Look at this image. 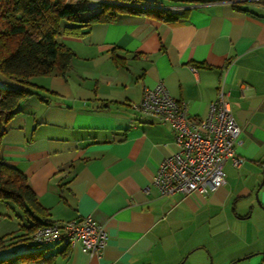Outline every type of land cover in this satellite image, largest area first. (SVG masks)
<instances>
[{
    "label": "crops",
    "instance_id": "crops-1",
    "mask_svg": "<svg viewBox=\"0 0 264 264\" xmlns=\"http://www.w3.org/2000/svg\"><path fill=\"white\" fill-rule=\"evenodd\" d=\"M179 12L61 36L70 69L33 76L7 124L1 158L26 176L46 219L89 215L107 234L99 255L60 244L54 264H264V9L218 0ZM158 82L200 118L227 93L239 143L225 184L207 195H161L153 183L178 147L168 124L133 104Z\"/></svg>",
    "mask_w": 264,
    "mask_h": 264
},
{
    "label": "trees",
    "instance_id": "trees-1",
    "mask_svg": "<svg viewBox=\"0 0 264 264\" xmlns=\"http://www.w3.org/2000/svg\"><path fill=\"white\" fill-rule=\"evenodd\" d=\"M0 0V148L9 120L18 113L19 103L34 93L33 76H65L75 52L60 40L63 35L81 36L95 23L117 21L126 14H148L166 22L182 15L169 9L145 5H192L218 0ZM138 4V5H137ZM237 6V4H234ZM0 201L14 203L26 222L20 233L0 237V264H54L47 246L34 244V230L48 222V210L38 201L26 176L0 155ZM25 242L36 249L2 255L10 246ZM67 250V246L61 253Z\"/></svg>",
    "mask_w": 264,
    "mask_h": 264
},
{
    "label": "built area",
    "instance_id": "built-area-1",
    "mask_svg": "<svg viewBox=\"0 0 264 264\" xmlns=\"http://www.w3.org/2000/svg\"><path fill=\"white\" fill-rule=\"evenodd\" d=\"M245 1L264 9V0ZM144 7L179 11L188 5ZM226 95L221 86L203 118L190 115L186 106L172 97L162 82L145 87L139 102L133 104L143 119L166 123L174 133L178 148L162 159L153 179L161 195H207L225 184L223 165L228 159H235V145L239 143L241 132ZM31 241L43 246L80 244L83 252L93 256L101 253L107 234L102 225L84 215L39 226L32 233Z\"/></svg>",
    "mask_w": 264,
    "mask_h": 264
},
{
    "label": "rangeland",
    "instance_id": "rangeland-1",
    "mask_svg": "<svg viewBox=\"0 0 264 264\" xmlns=\"http://www.w3.org/2000/svg\"><path fill=\"white\" fill-rule=\"evenodd\" d=\"M99 2L100 1L98 0H89L88 6L90 9H95ZM171 5L176 6L175 4ZM5 86H7L6 83L0 79V87ZM24 222H26V219L23 212L14 203L0 201V237L20 233V228ZM61 247V245H53L47 246V249L49 253H53L59 250ZM34 249H36V246H31L25 242H22L13 244L6 252L2 253V255L7 256L15 252L30 251Z\"/></svg>",
    "mask_w": 264,
    "mask_h": 264
}]
</instances>
